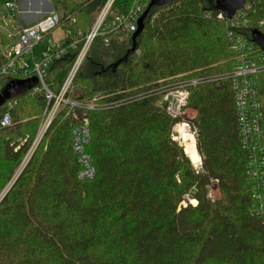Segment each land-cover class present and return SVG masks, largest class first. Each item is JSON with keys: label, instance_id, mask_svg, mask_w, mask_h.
Listing matches in <instances>:
<instances>
[{"label": "trees", "instance_id": "trees-1", "mask_svg": "<svg viewBox=\"0 0 264 264\" xmlns=\"http://www.w3.org/2000/svg\"><path fill=\"white\" fill-rule=\"evenodd\" d=\"M51 1L76 35L89 31L106 0ZM131 1L115 0L110 16L125 15ZM246 3V25L218 18L217 0L153 6L136 49L117 66L137 28L95 37L72 95L84 105L95 98L96 107L60 110L40 139L46 101L34 92L38 83L29 88L35 77L19 69L0 78V93L21 83L0 105V118L6 111L10 118L0 126V264H264V72L253 75L259 130L247 142L232 76L240 51L250 48L254 60L264 54L251 38L254 29L264 34V0ZM4 43L0 36V64ZM75 54L69 49L49 64L51 91ZM177 87L188 91L193 116L184 121L196 132L199 166L174 139L180 118L161 101ZM85 120L93 175L80 179L74 130Z\"/></svg>", "mask_w": 264, "mask_h": 264}, {"label": "built area", "instance_id": "built-area-1", "mask_svg": "<svg viewBox=\"0 0 264 264\" xmlns=\"http://www.w3.org/2000/svg\"><path fill=\"white\" fill-rule=\"evenodd\" d=\"M114 1H105L95 15L87 33L83 34L78 31L76 35H73L71 30L61 23L60 14L49 12L34 23L25 25L20 22V11L17 0H3L0 12V16H2L1 20L3 21V23L0 21V36L6 39V43L1 45L3 61L0 64V78L6 75H14L19 69H22L25 75L29 73V75H33L36 78L38 85L33 88L34 92L43 91L46 101V107L39 125V137L42 136L51 120L60 110L66 107L70 110L82 106H86L87 109L96 107L95 98L84 105L82 101L72 95V81L75 75L95 37L117 32L128 35L134 32L137 28V20L142 9L149 2V0H132L125 15L112 18L110 13ZM250 7V4L245 1L244 6L235 11L232 16L234 17L233 23L235 25L247 24L246 14ZM217 17L222 18V14L219 13ZM71 21H74V19L71 18ZM56 27L63 29V35L54 41L50 38V35ZM42 39L46 40L45 48L36 54L35 47ZM67 39H69V42H67ZM105 43H108L107 38L105 39ZM69 49H75L76 54L57 91H51L44 81L46 69L52 61L60 59ZM250 52H252L250 48L247 52L240 51L237 65L232 73V76L242 86L239 88L237 83L238 88L235 100L240 133L244 138V142H247L248 138L259 130L258 121L260 113L257 111L258 104L255 98L256 90L253 87V75L258 72H264V54L258 57L257 60H254L250 56ZM190 84L195 85L196 81L192 80ZM187 97V89L177 87L166 91L162 95L161 101L164 104L166 112L171 117L182 119V116L186 112ZM13 103H15V100L9 103L8 109L12 107ZM184 120L182 121L195 137V130H191L188 123ZM9 122V112L6 111L0 118V126L9 125ZM86 125L87 122L85 120L83 125H79L74 130V149L79 153V161L83 165L82 170L78 174L80 179L90 178L93 175V168L89 157L83 152V145L88 141V129ZM174 139L176 138L174 137ZM209 192L210 189L208 191V196L210 197ZM262 198L264 199V197ZM189 202L195 204V200H189ZM263 208L264 201H262L259 209Z\"/></svg>", "mask_w": 264, "mask_h": 264}, {"label": "water", "instance_id": "water-1", "mask_svg": "<svg viewBox=\"0 0 264 264\" xmlns=\"http://www.w3.org/2000/svg\"><path fill=\"white\" fill-rule=\"evenodd\" d=\"M174 1H177V0H149L147 4V8L144 10V12L141 14V16L137 20V30L132 35L133 43H132L131 48L122 58H120L114 64V66H117L121 62L126 61L128 53L136 49L135 38L141 31L143 27V20L147 16L150 8L153 6H159V7L164 6ZM245 1L246 0H217L218 5L216 6V8L220 12V14H222L224 17L231 18L236 10L244 6ZM251 38H252V41L264 51V34L261 33L259 30L254 29L251 32ZM36 83H37V80L35 78L30 82L29 88L36 85ZM20 86H21L20 82H15L14 85H12L10 88L2 91L0 93V105L3 104L6 100L10 99L11 96L19 90Z\"/></svg>", "mask_w": 264, "mask_h": 264}, {"label": "crops", "instance_id": "crops-1", "mask_svg": "<svg viewBox=\"0 0 264 264\" xmlns=\"http://www.w3.org/2000/svg\"><path fill=\"white\" fill-rule=\"evenodd\" d=\"M17 3L20 22L25 25L32 24L45 14L52 12L53 6L56 5L51 0H17Z\"/></svg>", "mask_w": 264, "mask_h": 264}, {"label": "rangeland", "instance_id": "rangeland-1", "mask_svg": "<svg viewBox=\"0 0 264 264\" xmlns=\"http://www.w3.org/2000/svg\"><path fill=\"white\" fill-rule=\"evenodd\" d=\"M75 3H81V2H83V1H85V0H73ZM53 13H56V14H60L61 12H60V8L57 6V5H54L53 6V11H52ZM2 19V16H0V21L3 23V21L1 20ZM62 35H63V29L61 28V27H56V28H54L53 30H52V32H51V35H50V38L52 39V40H58L59 38H61L62 37ZM193 116V112L192 111H188V110H186V112L184 113V115L182 116L183 118L181 119L180 118V122L178 123V125H176L174 128H173V135H174V137L176 138V140L178 141V143H179V145L181 144L182 145V142L180 141V139H179V132L181 131V122H183L182 120L183 119H186V118H190V117H192ZM184 123V122H183ZM187 130L191 133V131L189 130V128L187 127ZM192 134V133H191ZM193 135V134H192ZM41 137V136H40ZM194 137V136H193ZM37 138H39V136L37 135ZM194 139H195V137H194ZM195 144H196V141H195ZM200 156V155H199ZM201 159V158H200ZM190 160V159H189ZM191 162V161H190ZM200 162H201V160H200ZM194 166L196 165V166H199L201 163H196V164H194V163H192ZM209 189H210V192H209V194H210V199H213V198H215L216 196H217V187H216V184L215 183H211V185H210V187H209Z\"/></svg>", "mask_w": 264, "mask_h": 264}, {"label": "bare ground", "instance_id": "bare-ground-1", "mask_svg": "<svg viewBox=\"0 0 264 264\" xmlns=\"http://www.w3.org/2000/svg\"><path fill=\"white\" fill-rule=\"evenodd\" d=\"M180 124L182 126L180 127L181 131L179 132V139L182 142L184 153L190 159L191 163L199 164L201 159L196 149L194 135L187 130V125L185 123Z\"/></svg>", "mask_w": 264, "mask_h": 264}]
</instances>
